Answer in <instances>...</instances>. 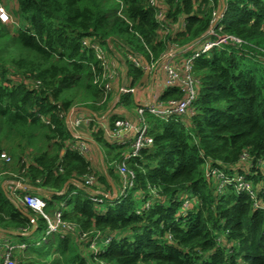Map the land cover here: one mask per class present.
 I'll list each match as a JSON object with an SVG mask.
<instances>
[{
  "label": "trees",
  "instance_id": "1",
  "mask_svg": "<svg viewBox=\"0 0 264 264\" xmlns=\"http://www.w3.org/2000/svg\"><path fill=\"white\" fill-rule=\"evenodd\" d=\"M16 1L12 16L26 24L24 29L12 34L0 24V154L7 151L11 157L0 173L30 188L21 195L44 196L47 211L66 201L62 219L81 232L119 235L95 263L71 237L55 233L37 246L46 221L19 208L0 184V233L29 234L18 237L27 244L20 257L31 258L19 259L20 264H264V211L253 208L248 194L232 186L219 190L217 181L205 177L207 165L227 175L239 166L238 173L264 197V165L259 164L264 161V0H222L221 36L240 44L227 42L195 59L200 81L196 114L186 122L147 117L153 144L128 164L133 186L126 197L105 199L100 212L89 200L95 189L83 184L90 164L69 150L74 138L61 118L75 107L103 117L112 107L111 95L102 103L104 95L94 84L99 63L82 41L107 50L108 44L114 51L128 49L148 61L147 51L158 57L168 39L185 45L199 38L208 29L210 13L194 0H159L174 22L188 16L187 32L163 41L147 0ZM212 4L221 5L220 0ZM142 74L128 66L132 86ZM120 102L134 107L131 93H121ZM95 135L104 160L118 161L119 152L103 133ZM243 153L250 171L240 163ZM98 182L108 194L121 186L111 170ZM63 189L65 194L58 195ZM141 195L151 206L137 214L145 201Z\"/></svg>",
  "mask_w": 264,
  "mask_h": 264
},
{
  "label": "built area",
  "instance_id": "2",
  "mask_svg": "<svg viewBox=\"0 0 264 264\" xmlns=\"http://www.w3.org/2000/svg\"><path fill=\"white\" fill-rule=\"evenodd\" d=\"M207 2L212 9V0H197L195 1L196 7H202L204 10ZM147 3L153 9L155 20L159 26L160 40L165 41L170 35L176 38L179 34L187 32L188 16H178L176 23L169 18V8L164 3L159 0H147ZM220 3L219 10L210 14L208 29L199 38L185 45H179L177 42L168 39L158 57H155L151 51H147L148 61L140 55L133 54L128 49L114 51L108 44L107 50L95 41H82L83 47L90 49L99 63L100 73L95 76L94 84L99 87L104 95L102 103L111 95L112 107L103 117H98L96 113L85 108L75 107L66 115H61V118L64 117L68 130L74 138L68 145L69 150L76 151L83 156L90 167H93V159L89 149L92 142L76 136V133L83 132L92 136L101 132L107 142L119 152V160L115 162V166L121 186L117 191L113 190L112 194L104 193L98 189L92 192L89 200L97 212L103 210L105 199L126 197L128 190L133 186L134 174L128 168V164L132 159L138 157L142 150L153 144L150 125L147 120L148 116L164 122L172 119H180L186 122L196 114L195 103L198 99L200 81L194 74L195 59L208 54L215 48H221L227 42L232 45L240 44V40L232 36H221L226 4L222 0H220ZM221 10L222 13H220ZM0 24L9 29L17 26V21L9 12L4 0H0ZM160 30H165L162 35ZM128 66L142 71L143 74L140 80L145 71L148 72L145 83L141 84L139 89L136 88L138 83L132 86L133 78L128 75ZM126 80L130 82L129 88L124 87ZM121 93L132 94L135 106L133 112L125 113V105L120 102ZM167 93H175L177 96L164 98ZM92 126L95 127V130L89 132ZM9 162H11V157L1 152L0 167L8 165L5 163ZM240 163L250 171L252 166L246 153L242 154ZM259 164L264 165V161H260ZM238 167L235 171L233 170L231 175H227L220 169L207 165L205 177L211 182L213 180L217 181L219 190L232 186L236 193L248 194L253 208L264 211V197H259L252 183L244 175L238 173ZM247 170L245 171L247 172ZM3 175H6V171L0 173V177ZM94 182L96 183V178L93 174L83 176L85 187L92 189ZM25 189L26 187L21 185L20 182L11 181L6 191L15 204L30 209L46 221L47 230L36 245L55 233L59 234L61 238L71 237L82 253L92 262L93 258H90L88 254L93 255L96 259V256L103 252L104 247L119 236L115 232H81L76 225L62 219L63 212L67 209L66 201L60 203L54 210L47 211V199L35 193L21 195V192L25 193ZM152 194L155 193L152 192ZM73 195H75V191L67 198ZM141 198L145 200L143 195H141ZM187 205L188 202L185 203V206ZM150 206V201L145 200L137 214L149 209ZM21 234L27 235L25 232ZM26 249L27 244L24 242L15 244L8 238L0 237V264H20V261L14 257V252L18 250V253L21 254Z\"/></svg>",
  "mask_w": 264,
  "mask_h": 264
},
{
  "label": "rangeland",
  "instance_id": "3",
  "mask_svg": "<svg viewBox=\"0 0 264 264\" xmlns=\"http://www.w3.org/2000/svg\"><path fill=\"white\" fill-rule=\"evenodd\" d=\"M194 1H197V0H194ZM205 1V0H204ZM224 7V6H223ZM219 10V8L217 7V6H215V5H213V7H212V9H211V5L207 2L206 4H205V7H204V12H207V13H210V14H212V12L213 11H218ZM204 16H205V14H203ZM14 20L16 21V19L14 18ZM25 23H23L22 21H18L17 22V26L16 27H14V28H12V30H13V32H11L12 34H15V33H17V32H19V30H21V29H24V27H25ZM164 31L165 30H160V34L162 35L163 33H164ZM129 84H130V82H129V80H126L125 82H124V87H126V88H129ZM135 110V106L133 107L132 105H129V106H124V111H125V113H128V112H133ZM95 130V127L94 126H92L90 129H89V132H93ZM76 136H80L82 139H88V140H90L91 142H92V144L93 145H95L97 148H102L101 147V145H99V142L96 140V136H98V135H95L94 136V134L92 135V136H89L87 133H83V132H78V133H76ZM102 150H103V157H102V161L101 162H97V163H92L93 164V167H90V173L89 174H87V175H91V174H93L94 175V177L96 178V183L94 182L93 183V187H92V189H95V190H100V191H102L103 192V189H102V185L98 182V177H99V175H103V174H105L106 172L108 173L109 172V170H111L113 173H114V175H116L117 174V170H116V166H115V162L117 161V160H110V159H108L107 158V160H104L105 159V157H106V155H105V151H104V149L102 148ZM3 153H5L7 156H9V154H8V152L7 151H2ZM10 157V156H9ZM99 160H100V157H99ZM5 164H8V165H10L11 164V162H9V163H5ZM94 166L96 167V168H100L99 170H96L95 168H94ZM10 167V166H9ZM6 175H9V174H6ZM10 176H11V174H10ZM12 180L11 179H6L5 178V175H3V176H1L0 177V184L1 185H6L7 184V182L9 183V182H11ZM144 204V203H143ZM142 204V205H143ZM18 206V205H17ZM142 207V206H141ZM141 207L140 208H138L137 210H136V213L137 212H139V210L141 209ZM19 208H20V206H19ZM102 209H104V206H103V208ZM121 235V237H126V236H128L127 234V232L126 233H120ZM27 235H29V234H27ZM42 236H39L38 238L40 239ZM13 242H15V243H17L18 241L16 240V241H13ZM37 242H38V240H36V242H35V244H37ZM20 244V243H19ZM38 246V245H37ZM25 254V253H24ZM21 254H19L18 253V250H16L15 252H14V257L16 258V259H18V261H19V259L20 260H25V261H28V260H30L31 258H29V257H26L25 255H24V257L22 256V257H20L19 258V256H20ZM88 256L90 257V258H93L92 259V262H94L95 263V260H94V256L93 255H90V254H88Z\"/></svg>",
  "mask_w": 264,
  "mask_h": 264
},
{
  "label": "crops",
  "instance_id": "4",
  "mask_svg": "<svg viewBox=\"0 0 264 264\" xmlns=\"http://www.w3.org/2000/svg\"><path fill=\"white\" fill-rule=\"evenodd\" d=\"M4 1H5L6 5H7V8H8V10H9V12L11 14H12V11H16L17 10L18 5H17V1L16 0H4ZM9 30H10V32H13L12 29H9ZM89 149L91 150V156H92V159H93L92 163L101 162L102 161V157H103V153H104L103 150H102V148L101 149L100 148H97L95 145H93V144L90 143ZM99 157H100V160H99ZM92 166H93V164H92ZM94 168L96 170H99L100 169V168L99 169L96 168L95 166H94ZM14 182H17V181H14ZM9 185H10V182L9 183L7 182V184L6 185H2V187H5L7 189V187H9ZM26 189L27 190H30V188L29 189L26 188ZM62 194H65V191L64 190L60 193V195H62ZM38 195L42 196L41 194H38ZM23 236H27V235H24V234H21V233L20 234H14L13 233V237L12 236L10 237V236H8L6 234L0 233V237L1 238H8L12 242L17 240L18 241L17 243L13 242L15 244L24 242L20 238H18V237H23Z\"/></svg>",
  "mask_w": 264,
  "mask_h": 264
},
{
  "label": "water",
  "instance_id": "5",
  "mask_svg": "<svg viewBox=\"0 0 264 264\" xmlns=\"http://www.w3.org/2000/svg\"><path fill=\"white\" fill-rule=\"evenodd\" d=\"M220 13H222V10H221ZM147 77H148V72H147V70H146L145 73H144V75H143V77H142V79L138 82V84H137V86H136L137 89H139V87H140L141 84H144V83H145V80L147 79ZM20 211L22 212V214H23L25 217H27V218L32 222L33 225H35V222H34L32 216L28 215L26 212H24V211H22V210H20Z\"/></svg>",
  "mask_w": 264,
  "mask_h": 264
}]
</instances>
